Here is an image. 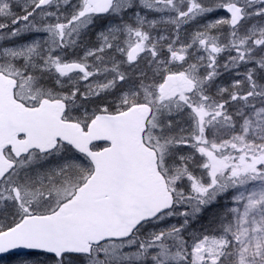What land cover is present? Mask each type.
Instances as JSON below:
<instances>
[{"label": "snow or ice", "instance_id": "snow-or-ice-1", "mask_svg": "<svg viewBox=\"0 0 264 264\" xmlns=\"http://www.w3.org/2000/svg\"><path fill=\"white\" fill-rule=\"evenodd\" d=\"M0 264H264V0H0Z\"/></svg>", "mask_w": 264, "mask_h": 264}]
</instances>
